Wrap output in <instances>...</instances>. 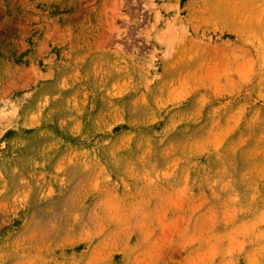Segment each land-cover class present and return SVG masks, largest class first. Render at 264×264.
Returning <instances> with one entry per match:
<instances>
[{
  "label": "rangeland",
  "instance_id": "rangeland-1",
  "mask_svg": "<svg viewBox=\"0 0 264 264\" xmlns=\"http://www.w3.org/2000/svg\"><path fill=\"white\" fill-rule=\"evenodd\" d=\"M0 264H264V0H0Z\"/></svg>",
  "mask_w": 264,
  "mask_h": 264
}]
</instances>
